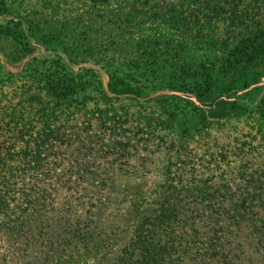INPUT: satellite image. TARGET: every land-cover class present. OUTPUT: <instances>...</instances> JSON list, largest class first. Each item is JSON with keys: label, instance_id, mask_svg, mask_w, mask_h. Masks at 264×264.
<instances>
[{"label": "trees", "instance_id": "trees-1", "mask_svg": "<svg viewBox=\"0 0 264 264\" xmlns=\"http://www.w3.org/2000/svg\"><path fill=\"white\" fill-rule=\"evenodd\" d=\"M175 1L182 10L151 18L183 43L150 41L169 51L121 75L102 65L106 89L58 57L42 95L0 100V264H62L91 248L98 264H264V99L249 130L228 128L246 114L237 94L264 78V0ZM187 45L216 55L187 61ZM166 89L197 105L149 98ZM142 180L148 201L120 243L125 192Z\"/></svg>", "mask_w": 264, "mask_h": 264}, {"label": "rangeland", "instance_id": "rangeland-1", "mask_svg": "<svg viewBox=\"0 0 264 264\" xmlns=\"http://www.w3.org/2000/svg\"><path fill=\"white\" fill-rule=\"evenodd\" d=\"M1 3L8 14H0V28L21 31L23 35L21 40H14L0 33L1 101L42 95L36 88L51 74V62L58 57L73 73L82 68L97 72L106 89L108 77L102 65L110 63L113 68L118 67L121 75L127 73L126 67L132 61L149 63L159 53L169 51L160 50V45L153 46L150 41L162 43L172 39L183 43L170 24L151 18L159 13L167 17L174 9L182 10L184 2L181 1L0 0ZM64 49L78 55L77 59H86L85 62L69 63L62 52ZM215 55L214 51L188 45L182 52V57L191 62H205ZM171 95L197 105L193 97L181 90L166 89L152 93L149 98ZM236 99L244 106L246 114L228 128L245 132L253 126L250 119L264 99V78L239 92ZM152 176L149 178L154 181ZM151 185L152 181L142 180L126 190L131 206L123 213V223L117 232L120 243L129 238L148 201ZM62 264H98V261L91 248L75 251Z\"/></svg>", "mask_w": 264, "mask_h": 264}]
</instances>
